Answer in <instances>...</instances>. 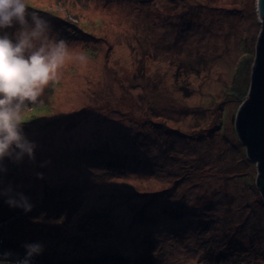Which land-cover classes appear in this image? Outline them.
I'll return each mask as SVG.
<instances>
[{"label": "rangeland", "instance_id": "rangeland-1", "mask_svg": "<svg viewBox=\"0 0 264 264\" xmlns=\"http://www.w3.org/2000/svg\"><path fill=\"white\" fill-rule=\"evenodd\" d=\"M255 6L31 0L70 52L30 106L44 117L24 125L35 161L5 160L0 187L34 207L0 216V253L22 258L21 243H40L32 264L95 254L77 264H264L257 164L235 128L262 25Z\"/></svg>", "mask_w": 264, "mask_h": 264}, {"label": "clouds", "instance_id": "clouds-1", "mask_svg": "<svg viewBox=\"0 0 264 264\" xmlns=\"http://www.w3.org/2000/svg\"><path fill=\"white\" fill-rule=\"evenodd\" d=\"M31 0H0V175L8 171L5 160L19 164L25 156L35 161V141L29 140L24 125L30 106L43 104L42 94L50 83L59 79V69L69 58L65 39L50 38L52 23L38 12L30 11ZM12 30V31H9ZM86 61L85 55L76 57ZM51 161H45V167ZM37 179L43 173L37 172ZM0 197L10 208L32 211L34 205L11 184L0 187ZM25 255L0 253V264H32L44 251L40 243L22 245Z\"/></svg>", "mask_w": 264, "mask_h": 264}, {"label": "water", "instance_id": "water-1", "mask_svg": "<svg viewBox=\"0 0 264 264\" xmlns=\"http://www.w3.org/2000/svg\"><path fill=\"white\" fill-rule=\"evenodd\" d=\"M262 25L251 69L248 93L236 110L235 128L247 157L257 164L255 184L264 204V0H256Z\"/></svg>", "mask_w": 264, "mask_h": 264}, {"label": "trees", "instance_id": "trees-1", "mask_svg": "<svg viewBox=\"0 0 264 264\" xmlns=\"http://www.w3.org/2000/svg\"><path fill=\"white\" fill-rule=\"evenodd\" d=\"M31 9H33V10H35L33 7H30V11H32ZM36 11V10H35ZM66 24H68V23H66ZM69 25V24H68ZM72 25V24H71ZM244 98V97H243ZM243 98L242 99H240V100H243ZM239 100V101H240ZM34 116H36L35 115V112H30L29 114H28V116H27V119H26V122H25V125L26 124H30V123H33V124H35V123H38V120H41L42 118H44V117H41V118H39V117H34ZM261 202H262V197H261ZM4 212H2V213H0V216H2L3 218H5V217H7L8 219H15L14 218V216H11L10 217V215H9V211H7V209H6V207H4ZM16 241V240H15ZM9 244V243H8ZM8 244H6V243H0V248H1V246H3V247H6ZM25 244V243H24ZM22 243L18 246V248H23L22 247ZM8 247H10V249L12 248V245H9ZM10 249H8V250H10ZM91 257H93V259H92V261H97L98 259H97V256L95 257V256H91ZM43 258L44 259H47V264H56L55 263V261L54 260H51L50 258H45V256H43ZM124 261H126V264H129V261L128 260H125V259H123ZM83 260H80V259H78L77 261H74V262H76V264L78 263V262H82ZM124 261H122V262H124ZM135 262V261H134ZM134 262H132L131 264H136V263H134ZM125 263V262H124Z\"/></svg>", "mask_w": 264, "mask_h": 264}, {"label": "bare ground", "instance_id": "bare-ground-1", "mask_svg": "<svg viewBox=\"0 0 264 264\" xmlns=\"http://www.w3.org/2000/svg\"><path fill=\"white\" fill-rule=\"evenodd\" d=\"M57 102H59V98L56 100ZM181 169H183V168H181ZM183 175V176H182ZM186 175H187V172H183V174L182 173H173L172 174V176L173 177H186ZM218 178H220L221 179V176H217V179ZM219 179V180H220ZM187 183V182H186ZM6 209H7V211H9V212H11V211H13L12 210V208L10 209L9 207H6ZM17 210V209H16ZM95 257L97 256L96 254L94 255ZM86 260H92L93 258H90V257H84ZM84 258H83V261H84ZM112 260V259H111ZM122 259L120 258V257H117V259L116 260H112L111 262H112V264H115L116 262H119V261H121ZM120 263H123L122 261L120 262ZM132 263V260H129V264H131ZM104 264H107V262L106 263H104Z\"/></svg>", "mask_w": 264, "mask_h": 264}]
</instances>
